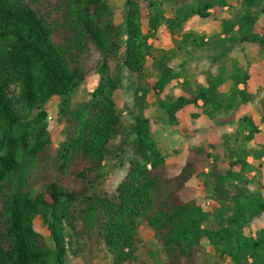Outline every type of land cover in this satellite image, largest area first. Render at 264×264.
I'll return each mask as SVG.
<instances>
[{"label":"trees","instance_id":"obj_1","mask_svg":"<svg viewBox=\"0 0 264 264\" xmlns=\"http://www.w3.org/2000/svg\"><path fill=\"white\" fill-rule=\"evenodd\" d=\"M263 13L264 0H125L117 21L110 0H0V264H67V228L70 238L99 239L110 257L102 264H144L138 255L142 222L162 245L166 264H220L203 262L208 244L234 264H264V226L256 235L244 233L264 214V195L241 175L254 152L244 149L226 172L202 145L190 147L185 161L169 162L143 114L149 92L160 95L181 76L171 62L190 42L198 45L197 34H182L197 16L222 28L207 43L214 53L206 84L174 102L160 99V107L175 122L183 107L202 100L211 115L223 114L217 117L223 125L241 104L260 97L264 123V89L257 95L248 74L226 73L227 57L239 44L264 50ZM162 25L181 35L183 45L156 54L150 38ZM150 58L155 80L147 71ZM92 73L93 91L72 105L71 95ZM126 87L135 112L119 106ZM56 96L64 97L58 144L47 110ZM243 121L244 138L260 149L255 158L264 157V129L251 116ZM45 158L53 159L54 173L33 193V174ZM125 159L123 179L109 182L105 164ZM202 177L210 197L191 183ZM209 198L219 203L215 213L206 208ZM36 216L46 218L52 245L37 230Z\"/></svg>","mask_w":264,"mask_h":264},{"label":"rangeland","instance_id":"obj_2","mask_svg":"<svg viewBox=\"0 0 264 264\" xmlns=\"http://www.w3.org/2000/svg\"><path fill=\"white\" fill-rule=\"evenodd\" d=\"M110 3L112 10L116 14V20L119 21L125 10V0H110ZM262 16L264 19V13ZM262 24L264 25V21ZM143 26L146 30V20H144ZM221 29L219 22L209 19H200L194 16L188 20L182 34H197L199 37L198 45L190 42L185 49L179 50L178 57L171 64L176 67V70L182 72L181 76L169 83L160 95L151 90L148 94L143 114L152 120V134L169 162L185 161L190 147L202 145L212 151L219 169L226 172L229 168H232L230 161L237 159L244 149L254 152L249 156L253 162L250 163L248 161L250 166L243 173L240 168L235 167L233 169L236 173H242L241 175L247 177L248 186L252 191H260L264 195V157L255 158V153H258L260 149L254 141H248L244 138V136H247L248 131L242 132L241 127L244 122L243 117L251 116L253 122L259 125V129H264V123L258 108V98L260 97L241 104L234 120L223 125L217 124V117L223 114L217 112L211 115V112H209L211 108L204 106L202 100H200L201 104H198L199 106L187 105L183 107L177 113L175 122H171L166 110L161 108L159 104L160 99L174 102L189 89L206 84V71L211 67L212 59L210 57L214 53V49H210L207 43L220 35ZM201 39L206 44H203ZM150 43L156 49V52L174 51L183 45L182 36L172 35L165 25L159 27L155 36L150 38ZM182 59L187 60L183 66L181 64ZM112 65H114V61ZM147 71L150 80L158 78L156 61L152 58L149 59ZM226 73L228 76L234 74V78L238 74H248L250 77V90L258 92L257 95H260L259 91L264 89V50L254 43L239 44L233 53L227 57ZM96 83L97 76L92 73L71 95L70 101L72 105H76L79 101L87 98ZM239 87L244 88V84L241 83ZM63 101L64 97L56 96L47 105L49 127L54 131L57 144L64 137L63 129L65 125L58 123V116L61 112ZM119 106L130 107L127 112H135L132 109L133 94L129 87H126L125 93L119 97ZM131 117L132 115H127V120L132 119ZM238 137L240 139H237ZM210 144L214 145V148H211ZM231 153L233 155L232 158L230 157ZM120 163L118 160H113L105 164L103 172L107 173L109 182L118 184L126 174L128 161L125 159L122 165ZM40 165V168L33 174V193L44 189L46 186L45 179L54 173L53 159L45 158ZM191 183L198 187L199 193L202 195L211 196L212 188L205 185L203 177L193 179ZM219 207V203L209 198L206 204L207 209L215 213ZM212 223H214V214L211 215L210 222L206 224L212 225ZM35 226L39 232L46 236L48 243L52 245L46 218L44 216H36ZM263 226L264 214L246 226L244 233L246 235L251 233L256 235L257 229ZM66 231L67 264H102L109 261L110 257L99 239L70 238L68 236V233L71 232L70 228H67ZM140 240V248L138 250L140 262L144 264H166L162 245L144 222L140 224ZM202 260L204 263L234 264L228 256L222 255L210 244L207 245L202 255ZM251 261L250 259L246 264H252Z\"/></svg>","mask_w":264,"mask_h":264},{"label":"crops","instance_id":"obj_3","mask_svg":"<svg viewBox=\"0 0 264 264\" xmlns=\"http://www.w3.org/2000/svg\"><path fill=\"white\" fill-rule=\"evenodd\" d=\"M200 102H201V101H199L198 103L201 104ZM263 159H264V158H263ZM248 161H249L250 163L253 162V161L250 160V157L248 158Z\"/></svg>","mask_w":264,"mask_h":264}]
</instances>
